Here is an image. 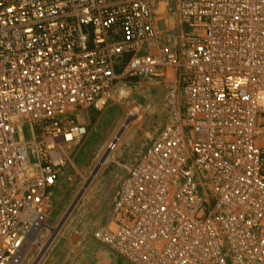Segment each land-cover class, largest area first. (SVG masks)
Returning a JSON list of instances; mask_svg holds the SVG:
<instances>
[{"label": "built area", "instance_id": "built-area-1", "mask_svg": "<svg viewBox=\"0 0 264 264\" xmlns=\"http://www.w3.org/2000/svg\"><path fill=\"white\" fill-rule=\"evenodd\" d=\"M135 79L166 121L95 239L131 264H264V0H0V264L48 221L71 118Z\"/></svg>", "mask_w": 264, "mask_h": 264}, {"label": "rangeland", "instance_id": "rangeland-1", "mask_svg": "<svg viewBox=\"0 0 264 264\" xmlns=\"http://www.w3.org/2000/svg\"><path fill=\"white\" fill-rule=\"evenodd\" d=\"M164 100V86L135 79L116 88L106 108L74 114L70 123L84 127L86 134L69 153L57 180L47 224L55 229L69 212L72 213L58 236L52 229L44 227L40 230L38 239L50 243L48 250L42 256L38 246L31 247L22 264H131L100 244L94 233L106 220L129 170L163 127L166 121ZM134 109L139 113V122L130 129L121 147L114 151L113 162L99 170L102 153L128 112ZM75 204L77 206L71 211Z\"/></svg>", "mask_w": 264, "mask_h": 264}, {"label": "bare ground", "instance_id": "bare-ground-1", "mask_svg": "<svg viewBox=\"0 0 264 264\" xmlns=\"http://www.w3.org/2000/svg\"><path fill=\"white\" fill-rule=\"evenodd\" d=\"M140 116L139 113L136 109L128 112V115L126 117V119L123 121V123L120 125V128L118 129V131L115 133L112 142L105 148L104 152L102 153L99 161H98V169L100 170V168H103L107 165H110L113 162V154L114 151L119 149L121 147V145L124 143V140L126 139V136L128 135L130 129L139 122ZM116 139V140H115ZM112 148V149H109ZM97 169V171H98ZM96 172L92 175L95 176ZM87 180V178H86ZM89 182V181H88ZM87 184V183H86ZM89 189V188H88ZM82 191V190H81ZM83 192V191H82ZM89 192V191H88ZM82 194V193H81ZM77 200V199H76ZM75 203V202H74ZM77 205L75 204L73 206V208L71 209V211L76 207ZM72 212H69V214H71ZM69 218V217H68ZM65 219V218H64ZM66 220L57 228L52 229L46 222L45 224L41 225L35 233H33L25 246V250L24 253L22 255V257L20 258V260L16 263V264H22L24 262V259L26 258V255L28 254L29 250L31 249V247L34 246H38L39 250L42 251V256L45 254V252L48 250L49 248V244H47L46 242L43 243L41 242V240L38 239V234L41 233L40 230H42L44 227L48 230L51 231V229L53 230L52 232L55 233V236L58 234H60L61 229L63 228L64 224H65ZM51 233V232H50ZM56 238V237H55ZM54 242V241H53ZM41 256V257H42ZM36 261V260H35ZM37 262V261H36ZM35 262V263H36ZM33 264V263H32Z\"/></svg>", "mask_w": 264, "mask_h": 264}, {"label": "water", "instance_id": "water-1", "mask_svg": "<svg viewBox=\"0 0 264 264\" xmlns=\"http://www.w3.org/2000/svg\"><path fill=\"white\" fill-rule=\"evenodd\" d=\"M68 216H69V214L66 216V218L64 219V221L67 220Z\"/></svg>", "mask_w": 264, "mask_h": 264}]
</instances>
